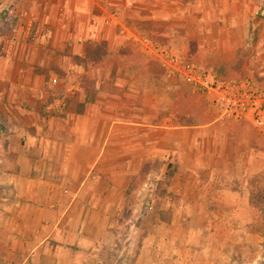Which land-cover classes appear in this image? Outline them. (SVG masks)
<instances>
[{
  "label": "crops",
  "instance_id": "crops-1",
  "mask_svg": "<svg viewBox=\"0 0 264 264\" xmlns=\"http://www.w3.org/2000/svg\"><path fill=\"white\" fill-rule=\"evenodd\" d=\"M161 1H180L183 8L186 0H0L5 264H104L109 256H128L130 262L117 264H135L139 258L141 239L131 238L125 246L119 233L124 224L135 225L129 197L136 192L138 170L156 160L150 131L157 125L141 115L140 106L110 109V92L100 86L118 80V72L114 76L107 66L120 64L128 41H139L144 32L155 35L157 22L168 21ZM146 42L144 50L151 51ZM98 47L104 53L95 55ZM110 49L116 58L107 54ZM77 73L84 81L59 97L52 83L74 81L70 76ZM82 93L95 104H78ZM98 98L104 105L96 104ZM110 114L117 117L109 120ZM163 155L168 157L167 149ZM133 161L144 163L139 169ZM178 257L181 263L183 256Z\"/></svg>",
  "mask_w": 264,
  "mask_h": 264
},
{
  "label": "rangeland",
  "instance_id": "rangeland-1",
  "mask_svg": "<svg viewBox=\"0 0 264 264\" xmlns=\"http://www.w3.org/2000/svg\"><path fill=\"white\" fill-rule=\"evenodd\" d=\"M165 3L159 7L168 11V21L157 22L155 35L144 32L139 41H128L120 64L107 66L118 80L100 86L110 92V109L140 106L141 115L157 125L150 131L156 160L143 169L144 162H130L141 168L129 197L135 225L124 224L119 238L125 246L141 239L135 264H264V129L243 118L221 120L213 96L195 93L170 67L185 61L220 80L247 78L264 89V0H186L183 8L180 1ZM146 41L151 51L144 50ZM97 49L95 55L104 53ZM115 52L107 54L116 58ZM78 75L52 83L59 97L84 81ZM93 84L87 88L94 91ZM184 87L182 95L188 88L193 103L182 108L176 98ZM82 95L78 104H95ZM91 115L99 120V113ZM2 255L0 247L5 264ZM123 260L132 258L109 256L104 264Z\"/></svg>",
  "mask_w": 264,
  "mask_h": 264
},
{
  "label": "built area",
  "instance_id": "built-area-1",
  "mask_svg": "<svg viewBox=\"0 0 264 264\" xmlns=\"http://www.w3.org/2000/svg\"><path fill=\"white\" fill-rule=\"evenodd\" d=\"M175 63V62H174ZM173 74L181 75L193 91L212 95L219 107L221 120L246 119L258 129H264V89L254 86L247 78L218 80L211 71H201L189 62L170 65Z\"/></svg>",
  "mask_w": 264,
  "mask_h": 264
},
{
  "label": "trees",
  "instance_id": "trees-1",
  "mask_svg": "<svg viewBox=\"0 0 264 264\" xmlns=\"http://www.w3.org/2000/svg\"><path fill=\"white\" fill-rule=\"evenodd\" d=\"M2 18H4V17H2ZM2 18H0V19H2ZM95 51V49L93 50V53H95L94 52ZM101 53V52H100ZM91 57V56H90ZM214 75L216 76V78H218V75L216 74V73H214ZM219 79V78H218ZM220 80V79H219ZM181 84H186V83H184V82H182ZM179 87H181V85L179 86ZM186 87H184L183 89H179V92H180V96H178L177 98H176V102H177V105H181V106H183L182 108H184V106H186V105H192V103L193 102H191L192 100L190 99V96H191V94H190V91L188 90V88L185 90L186 92H185V96L184 95H182V93H183V90L185 89ZM190 102V104H188Z\"/></svg>",
  "mask_w": 264,
  "mask_h": 264
},
{
  "label": "bare ground",
  "instance_id": "bare-ground-1",
  "mask_svg": "<svg viewBox=\"0 0 264 264\" xmlns=\"http://www.w3.org/2000/svg\"><path fill=\"white\" fill-rule=\"evenodd\" d=\"M256 21L258 20V19H255Z\"/></svg>",
  "mask_w": 264,
  "mask_h": 264
}]
</instances>
